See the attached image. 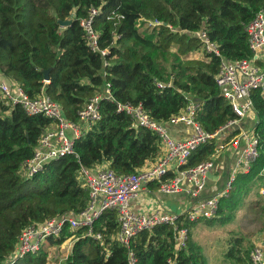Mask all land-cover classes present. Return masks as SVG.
<instances>
[{
    "label": "trees",
    "instance_id": "1",
    "mask_svg": "<svg viewBox=\"0 0 264 264\" xmlns=\"http://www.w3.org/2000/svg\"><path fill=\"white\" fill-rule=\"evenodd\" d=\"M92 8L98 11L93 22L98 47L108 51L104 57L87 46L79 24ZM260 10L264 11V0H0V81L20 84L30 98L45 94L70 123L78 122V111L105 84L111 94L110 100L99 103L100 119L74 141V154L49 162L31 179L21 177L20 166L32 158L52 121L29 116L21 106H8L0 99V264H12L18 238L28 225L86 208L88 192L77 181L81 168L107 162L116 174L128 175L158 157V137L133 127L128 115L117 112L118 104L141 105L154 120L166 122L193 101L198 105L195 120L209 134L233 120L215 82L219 58L206 53L189 33L204 30L223 58H249L244 28ZM68 19L71 23L61 27L59 21ZM197 53L201 58L193 57ZM156 83L170 86L158 88ZM251 100L259 158L237 176L240 190L257 179L264 165V92L254 91ZM216 142L196 149L182 169L211 159ZM233 204L230 195L223 197L211 220L189 222L180 216L177 227L188 235L185 248H176V231L168 225L138 233L125 247L117 240L116 213L107 210L92 227L101 239L65 228L42 243L36 254L14 264H46L47 249L71 236L76 239L65 264H129V253L134 264H207L193 227L227 223ZM240 243L236 239L225 258L250 264L249 251L243 255L237 248Z\"/></svg>",
    "mask_w": 264,
    "mask_h": 264
},
{
    "label": "built area",
    "instance_id": "2",
    "mask_svg": "<svg viewBox=\"0 0 264 264\" xmlns=\"http://www.w3.org/2000/svg\"><path fill=\"white\" fill-rule=\"evenodd\" d=\"M97 13L98 11L92 8L87 18L81 19L79 24L85 32L87 46L104 57L108 51L98 47V33L93 28ZM244 32L247 36L251 57L237 61L220 56L217 45L209 40L204 30L189 33L200 41L206 53L219 58L215 82L220 88L221 96L230 105L235 115L233 120L228 121L215 133L209 134L204 132L195 120L198 105L193 101L178 115L166 122L154 120L141 105L118 104L117 112L128 115L133 127H143L158 137L160 142L158 158L156 157L153 163L151 162L141 170L128 175L116 174L109 168L107 162L93 169L81 168L77 173V181L88 192L86 208L77 214L68 212L60 217L25 227L18 238L10 263L27 254H36L42 243L49 237H58L65 228L69 231L85 230L87 236L101 239L99 234L93 235L92 227L100 215L107 210L116 213L119 224L117 240L125 247L130 245L131 240L138 233L150 231L158 225H168L176 231V248H185L187 230L177 227V219L182 215L186 216L189 222L215 218L219 202L228 195L237 176L248 172L259 158V141L253 131L255 115L251 94L256 90L264 92L263 10L256 13L255 17L245 26ZM156 85L158 88H163L170 86V83L168 85L156 83ZM0 99L8 106H21L29 116L41 115L52 121L49 128L43 132L32 158L24 161L20 166L21 177L31 179L49 162L74 154V141L83 137L100 119L99 103L103 99L110 100L111 94L109 84H105L103 91L89 99L78 111L77 123L66 121L61 108L45 94L30 98L22 86L13 81H0ZM245 122L250 123L246 129L242 127ZM165 123L183 124L192 128L193 134L182 140H174L169 136ZM235 131L238 133L235 134ZM213 139L217 142L211 159L194 167L182 169L196 149ZM227 140L229 141L226 142ZM227 146L239 149V156L229 171L225 186L214 195L202 198L208 175L217 169L215 159L221 152L228 150ZM259 176L261 186L258 194L264 202V165ZM149 183L156 184L163 195L183 193L193 204L181 215L164 211L161 206L147 213L136 212L132 209L131 202L140 196L144 187ZM258 237L249 250L250 264H264V232ZM128 263H135L131 253H129Z\"/></svg>",
    "mask_w": 264,
    "mask_h": 264
},
{
    "label": "rangeland",
    "instance_id": "3",
    "mask_svg": "<svg viewBox=\"0 0 264 264\" xmlns=\"http://www.w3.org/2000/svg\"><path fill=\"white\" fill-rule=\"evenodd\" d=\"M200 56L198 54L193 57L197 59ZM256 177V180L252 178L253 180L246 182L242 190L237 184L232 185L228 195L231 196L234 204L227 211L229 214L227 223L222 225L217 223L210 227L205 225L204 227H202L203 225L193 227L194 241L202 247L207 264H237L235 261L225 258V254L233 247L234 241L240 239L241 243L237 248L243 254L244 251L250 250L256 242L257 236L264 232V202L258 194L261 181L259 174L254 178ZM72 239L76 238L72 236L70 240ZM68 240L60 246L47 249L46 264H65L72 248V242Z\"/></svg>",
    "mask_w": 264,
    "mask_h": 264
},
{
    "label": "crops",
    "instance_id": "4",
    "mask_svg": "<svg viewBox=\"0 0 264 264\" xmlns=\"http://www.w3.org/2000/svg\"><path fill=\"white\" fill-rule=\"evenodd\" d=\"M198 54L200 53H197L194 55L196 56ZM198 58H201V56ZM249 125L250 123L245 122L242 125V127L246 129L247 127H249ZM165 128L169 136L174 140H182L193 134V129L183 124L171 125L169 123H165ZM228 141L229 140H227L226 142ZM241 146H242V143H241ZM227 147H228V150L221 152L219 156L215 159V162L217 164V169L210 175L211 178L208 177L206 188L202 193L203 198L214 195L215 193L221 191L223 187L225 186V182L228 178L229 171L234 166L239 156L238 155L239 149H235L234 147L231 148V146H227ZM154 160L148 162L146 166L150 164L151 162L153 163ZM192 204L193 203H191V200L189 199V197L183 193L163 195L159 192L156 184L149 183L148 185L144 187L140 196L136 200L131 202V207L136 212L147 213L151 209L158 208L161 206L163 207L161 209H163L164 211H168L176 215H181L182 213L190 209ZM199 225L201 224H197L196 226H199ZM258 238L259 237L257 236V239ZM70 241L73 244L74 240L72 239Z\"/></svg>",
    "mask_w": 264,
    "mask_h": 264
},
{
    "label": "water",
    "instance_id": "5",
    "mask_svg": "<svg viewBox=\"0 0 264 264\" xmlns=\"http://www.w3.org/2000/svg\"><path fill=\"white\" fill-rule=\"evenodd\" d=\"M71 23V19H68L66 21H59V24L61 27H65L67 25H69ZM48 72L49 70L43 71L44 74V80L47 82L48 81ZM211 174L208 175L209 178H211L210 176Z\"/></svg>",
    "mask_w": 264,
    "mask_h": 264
}]
</instances>
